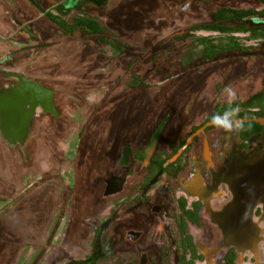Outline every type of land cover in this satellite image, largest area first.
<instances>
[{"label":"flooded vegetation","instance_id":"1","mask_svg":"<svg viewBox=\"0 0 264 264\" xmlns=\"http://www.w3.org/2000/svg\"><path fill=\"white\" fill-rule=\"evenodd\" d=\"M82 4L84 0H0V90L11 87L29 94L34 85L51 90L57 113L37 105L23 145L20 142L8 144L0 134V158L5 161L13 160L12 152L13 156L16 152L23 153L26 160L31 154L28 143L47 140L45 131L54 128L52 121L62 119L54 100L56 89L49 87L48 79L38 76L43 70L23 71L31 60L25 49L39 43L43 37L47 40L44 47L48 49L49 24L55 25L49 20V14L72 23L73 18L82 15L75 14ZM65 36L73 35L62 37ZM216 37L217 40L229 38ZM238 39L253 48L220 52L209 58L195 53L190 61L199 58L202 63L214 65L218 60L228 59L233 65L237 63L238 68L231 73L223 68L209 69L193 84L189 99L177 101L169 108L160 105L154 116L148 109L139 124L130 123L119 141L112 142L106 171L96 160L88 162L82 177L84 182L75 184L71 198L65 200L68 207L79 209L91 199L95 203L111 198L116 203L119 193L128 184V194L121 201L131 210L124 233L131 249L113 253L111 258L117 262H122V258L124 264H147V254H137L132 244L141 240L148 243L158 231L163 236L159 255L162 264H181L183 259L190 264H264V73H258L261 66L258 61L264 57V38ZM246 40L255 44H247ZM23 55V63L19 62L16 69L11 68L10 63H16L13 56L21 61L18 56ZM250 59L257 63L250 65L247 63ZM128 82L124 84L127 90L132 89ZM229 86L235 92L232 103L224 93ZM233 107L239 109L237 119L241 126L238 130L225 132L210 124L214 114ZM32 138L36 140H30ZM0 165L3 166L1 162ZM7 166L10 172L11 165ZM13 167L14 178L19 177L18 164ZM72 171L81 181L74 166ZM1 184L0 180L3 195L7 187ZM49 189L52 196L56 188L50 185ZM9 202L0 206L1 231L10 207L18 205ZM99 215V224L88 230L92 233L88 246L96 247L99 241L101 252L110 244L114 222L103 224ZM78 216L67 218L58 243L60 247L52 236L62 216L52 223L47 243L51 257L58 250L66 261L70 251L81 246L80 231L86 224Z\"/></svg>","mask_w":264,"mask_h":264},{"label":"rangeland","instance_id":"2","mask_svg":"<svg viewBox=\"0 0 264 264\" xmlns=\"http://www.w3.org/2000/svg\"><path fill=\"white\" fill-rule=\"evenodd\" d=\"M221 7L264 9L258 0H101L79 8L75 14L94 15L98 11L100 18L109 15L107 24H111V30L126 44L122 53L115 54L105 45L101 48L94 39L79 32L72 37H62L61 30L52 24H49L48 49L44 47L47 43L44 37L30 48H24L31 60L27 61L23 71L43 70V73L38 71V76L48 79L49 87L56 89L54 100L62 119L52 121L54 128L45 131L47 140L42 138L36 143H28L32 155L26 160L23 153L18 155L17 152L16 156L13 152L10 154L11 161L0 158L4 166L0 165L1 186L8 188L5 194H0V206L9 201L19 205H10L6 225L0 230V264H119L111 255L131 249L124 239L131 210L127 209L125 201H121L128 194V184L119 193L116 203L111 198L95 203L91 199L82 204L83 209L70 205L71 209L64 202L67 197L71 198L75 184L84 182L82 177L88 162L96 160L106 171L112 142L119 141L130 123L139 124L148 109L154 116L160 105L169 108L177 101L189 99L191 87L209 69L223 68L231 73L238 68L237 63L233 65L228 59L207 65L198 58L184 66L182 63L188 57V49L193 47V39L174 40L195 23L210 22L212 12ZM238 37L244 40L245 36L238 34ZM13 57L16 63L10 65L16 69L19 62L23 63L25 55L18 56L22 62ZM258 62L261 64L258 73L263 74L264 57ZM247 63L251 65L257 60L250 59ZM133 77L142 84L137 89L127 90L124 84ZM141 128L140 124L139 133ZM8 164L11 165L10 172ZM17 164L19 177L14 178L13 166ZM73 166L81 181L74 176ZM50 185L56 188L52 196ZM36 203L37 209H34ZM99 213L103 224L114 222L110 244L101 252L99 241L96 247L88 246L92 234L88 230L99 224ZM76 216L86 224L80 231L81 246L71 250L66 261L58 250L51 257L47 249L50 227L60 218L52 236L60 247L58 243L62 240L61 232L67 218ZM159 234L156 231L148 243L141 240L132 244L137 254H147V264H162L159 255L163 236Z\"/></svg>","mask_w":264,"mask_h":264},{"label":"trees","instance_id":"3","mask_svg":"<svg viewBox=\"0 0 264 264\" xmlns=\"http://www.w3.org/2000/svg\"><path fill=\"white\" fill-rule=\"evenodd\" d=\"M264 5V0H258ZM264 9H238L222 7L214 10L211 14L212 22L195 24L185 33L175 37V41L193 39L191 49H188L187 58L182 65H187L195 53H202L204 58L216 56L220 52H240L253 48L252 45H245L238 39V34L246 38H264V23L254 22L255 18L263 17ZM49 20L55 24L63 35H74L78 32L94 39L98 44H104L114 50L116 54L122 53L125 43L117 39L111 28L101 24L99 18L90 15H80L73 18L69 23L57 15L49 14ZM199 32H209L210 35H197ZM216 36H228V40L218 39ZM200 47V48H199ZM142 83L133 77L128 86L132 89L138 88ZM167 259V257H166ZM165 259V260H166ZM119 264H124L123 259ZM172 264V263H171ZM181 264H190L185 259Z\"/></svg>","mask_w":264,"mask_h":264},{"label":"water","instance_id":"4","mask_svg":"<svg viewBox=\"0 0 264 264\" xmlns=\"http://www.w3.org/2000/svg\"><path fill=\"white\" fill-rule=\"evenodd\" d=\"M254 22L264 23V18H255ZM34 86L35 88L29 91V94L11 87L0 90V134L8 144L12 145L15 142L24 144L29 134V123L35 115L37 105L57 115L52 104V91ZM256 107L260 108L261 105Z\"/></svg>","mask_w":264,"mask_h":264},{"label":"clouds","instance_id":"5","mask_svg":"<svg viewBox=\"0 0 264 264\" xmlns=\"http://www.w3.org/2000/svg\"><path fill=\"white\" fill-rule=\"evenodd\" d=\"M224 93L227 96L228 102L232 103L235 98V92L231 87H226ZM239 113L238 108H230L221 113H216L210 118V124L217 128L223 129L225 132L238 130L241 126V121L237 119Z\"/></svg>","mask_w":264,"mask_h":264},{"label":"crops","instance_id":"6","mask_svg":"<svg viewBox=\"0 0 264 264\" xmlns=\"http://www.w3.org/2000/svg\"><path fill=\"white\" fill-rule=\"evenodd\" d=\"M98 1H101V0H84V4H82V5H80V8L81 7H83V6H89V5H92L94 2H95V4H96V2H98ZM123 7V6H122ZM125 7V6H124ZM98 12V11H97ZM97 12H96V14H94V15H90V14H87V13H82V15L83 14H86V15H90V16H94V17H97V18H99V20H100V22H101V24H103V25H105V26H107V27H109V28H111L110 27V25L111 24H107V22L106 21H109V15H106L105 17H103V18H100L99 16H97ZM102 14H103V12H101ZM102 19H104V20H102ZM66 21L67 22H69L70 23V21L68 20V19H66ZM55 26V25H54ZM113 31V30H112ZM114 32V31H113ZM80 33V32H79ZM82 34V33H81ZM84 37H85V35L84 34H82ZM117 37V36H116ZM118 39V38H117ZM122 42V41H121ZM124 43V42H123ZM96 44H98V43H96ZM101 48H102V46L104 45V44H98ZM106 46V45H105ZM109 49H111L113 52H114V50L112 49V48H110L109 47ZM115 53V52H114ZM116 54V53H115Z\"/></svg>","mask_w":264,"mask_h":264}]
</instances>
